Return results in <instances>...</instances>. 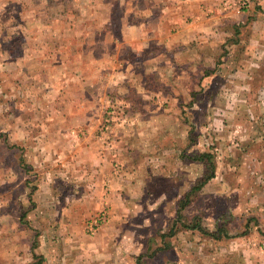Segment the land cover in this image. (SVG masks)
Returning <instances> with one entry per match:
<instances>
[{"label": "crops", "instance_id": "crops-1", "mask_svg": "<svg viewBox=\"0 0 264 264\" xmlns=\"http://www.w3.org/2000/svg\"><path fill=\"white\" fill-rule=\"evenodd\" d=\"M221 1L121 0L130 7L123 9L127 17L122 20L123 35L129 38L125 48L134 58L127 66L128 81L117 89L115 129H102L94 142L88 129V138L84 136L68 156L50 159L49 166L55 168L49 177L40 173L39 183L45 185L36 191L35 215L44 214L42 206L55 212L58 217L51 230L56 229L57 235L59 231L64 242L77 237L81 219H91L90 212L99 208L109 217L91 236L102 241L107 227L128 229L125 218L130 212L156 213L160 199L189 197L194 203L202 194L212 197V203L224 198L234 218L245 215V236L252 229L264 234V0H253L241 13L236 12L235 0H226L228 10ZM0 70L4 76L5 66ZM234 88L243 95L245 129H216L215 120L230 115L227 107L235 102ZM192 127L199 134L207 129L203 140L200 135L189 137ZM209 135L215 153L208 147ZM234 151L243 154L244 170L229 155ZM205 152L213 157L214 177L191 193L204 170L193 158ZM219 162L226 168L216 169ZM228 172L245 174V183L230 186L223 181ZM161 181L174 186L167 184L159 191L155 187ZM224 186L228 187L225 197L219 192ZM249 223L255 225L247 228ZM259 233L242 243L246 260L248 256L253 264L264 259L260 248L264 238ZM237 244L234 241L235 251ZM96 255L89 257L91 264L111 260Z\"/></svg>", "mask_w": 264, "mask_h": 264}, {"label": "rangeland", "instance_id": "rangeland-1", "mask_svg": "<svg viewBox=\"0 0 264 264\" xmlns=\"http://www.w3.org/2000/svg\"><path fill=\"white\" fill-rule=\"evenodd\" d=\"M129 8L121 0H0V69L5 66L4 76L0 70V264H91L96 254L111 259L103 264H253L248 256L246 260L242 243L259 231L252 229L245 236V215L234 218L224 198L213 203L203 194L194 203L190 198L181 214L176 210L184 198L160 199L156 213H128V229L107 227L102 241L87 230L102 213L105 220L109 217L101 208L87 212L85 217L91 219H81L77 237H67V242L51 230L55 212L42 206L44 214L35 215L36 191L45 185L39 183L40 173L49 177L55 168L49 166L50 159L68 156L84 136L88 138V129L91 142L102 129H115L117 89L128 81L127 66L134 58L123 35V9ZM234 91L235 102L227 107L230 115L216 119V129H245L243 95ZM192 128L189 137L200 135L203 140L207 129L199 134ZM208 147L216 152L210 135ZM229 155L244 170L243 154ZM220 163L216 169L226 168ZM224 180L241 186L245 174L228 172ZM161 182L155 187L159 191L174 186ZM227 188L219 190L223 197L228 196ZM80 195L78 189V200ZM36 217H43L44 224ZM191 222L198 224L196 229ZM250 225L255 224L247 228Z\"/></svg>", "mask_w": 264, "mask_h": 264}, {"label": "trees", "instance_id": "trees-1", "mask_svg": "<svg viewBox=\"0 0 264 264\" xmlns=\"http://www.w3.org/2000/svg\"><path fill=\"white\" fill-rule=\"evenodd\" d=\"M193 159L201 162L204 166V170H203L202 176L196 181L195 186L192 188L191 193L198 191L200 188H202L207 182H209L214 177V174H215V164L213 161V157L209 153H203L201 155H196ZM190 202H192V200L190 201L189 197H185L184 200L179 202V209H184ZM190 225L192 226L194 225V223L191 222ZM193 229H195V227Z\"/></svg>", "mask_w": 264, "mask_h": 264}, {"label": "built area", "instance_id": "built-area-1", "mask_svg": "<svg viewBox=\"0 0 264 264\" xmlns=\"http://www.w3.org/2000/svg\"><path fill=\"white\" fill-rule=\"evenodd\" d=\"M251 0H235V8L236 12L240 13L244 11L245 9H248L250 6ZM222 7L225 10L229 9V6L226 3V0L221 1ZM104 212V211H103ZM105 214L102 213L97 219L92 220L87 227V230L89 231L90 234H95L97 230L100 228L101 223L105 220ZM261 250L264 253V243L261 244Z\"/></svg>", "mask_w": 264, "mask_h": 264}]
</instances>
